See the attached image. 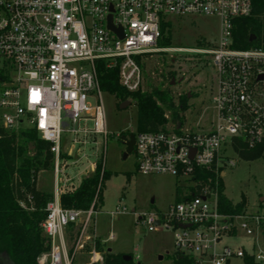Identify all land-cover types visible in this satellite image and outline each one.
<instances>
[{"label": "built area", "instance_id": "built-area-1", "mask_svg": "<svg viewBox=\"0 0 264 264\" xmlns=\"http://www.w3.org/2000/svg\"><path fill=\"white\" fill-rule=\"evenodd\" d=\"M251 13L252 0H0V125L9 132L36 129L55 156L53 200L41 226L50 249L39 264H71V225L81 227L80 234H74V251L97 214L96 200L81 211L63 209L60 199L82 182L72 183L64 163L71 159L65 155L78 158L73 165L87 166L83 172L95 173L100 160L105 167L101 141L106 145L108 131L98 63L118 69L121 87L135 94L144 83L137 58L170 52L211 57L217 90L210 119L204 121L205 110L196 114L192 126L184 122L166 132L135 135L138 173L170 175L195 189L165 212L146 213L139 220L150 232H172L175 254L187 263L231 264L248 255L264 264V254L234 249L223 241L237 236L238 223L252 236L255 228L264 226V210L250 216L223 214L218 190L197 175L199 170L212 171L216 182H223L225 168L234 166L228 157L234 140L243 139L251 149L264 140V50L233 48L235 21ZM169 17L217 18L218 44L207 49L160 48ZM93 248L92 263L104 264Z\"/></svg>", "mask_w": 264, "mask_h": 264}, {"label": "rangeland", "instance_id": "rangeland-1", "mask_svg": "<svg viewBox=\"0 0 264 264\" xmlns=\"http://www.w3.org/2000/svg\"><path fill=\"white\" fill-rule=\"evenodd\" d=\"M170 24V46L177 49H207L218 44L220 22L217 18L192 17L168 18ZM164 49L163 45H159ZM175 58V59H174ZM144 83L141 91L150 92L156 88L170 92L175 104L180 97L187 96L190 111L180 113L184 122L192 126L197 121V113L208 110L204 121L211 118V101L217 90L218 76L211 57L191 53L158 54L139 57ZM106 113L108 137L105 147V170L111 174L103 190L104 204L83 234L79 249L71 250L75 237L70 234L68 241L71 264H91L95 239L104 251L111 250L115 255L130 256L136 264H174L175 246L172 232L159 229L150 232L139 218L150 212H165L176 202L178 189L187 192V188L170 175L149 176L138 173L136 159L131 154L124 159L126 147L123 136L136 133L138 109L136 102L129 97L130 104L124 109L115 96L101 90ZM125 103V102H123ZM170 118V113L166 112ZM172 123L167 125L171 128ZM68 145L64 139L63 150ZM103 149H101V152ZM65 155V154H64ZM228 157L234 166L225 168V194L234 203H240L245 197L247 205L243 215L261 214L264 210V159L248 162L238 158L232 150ZM64 162L72 183L79 184L94 172L84 165H73L77 157H68ZM83 166V167H82ZM54 169L42 172L37 179V189L53 194ZM85 171V170H84ZM154 201V202H152ZM26 206L24 202H21ZM119 211V212H116ZM238 225L236 237L224 239V244L234 249L244 248L248 252L264 254V227L255 228L252 236H247ZM69 238V237H68ZM89 238V239H88ZM98 251V250H96ZM231 264H243L242 259H234Z\"/></svg>", "mask_w": 264, "mask_h": 264}, {"label": "trees", "instance_id": "trees-1", "mask_svg": "<svg viewBox=\"0 0 264 264\" xmlns=\"http://www.w3.org/2000/svg\"><path fill=\"white\" fill-rule=\"evenodd\" d=\"M170 24L162 27L160 45L170 46ZM252 37H255L252 40ZM233 48L237 50H264V0H252V13L247 18L235 21ZM139 62V58H137ZM101 89L115 96L121 103L129 97L136 102L138 109L136 134L166 132L169 123L183 125L181 111L188 110L187 96L180 97L177 106L170 92L156 88L150 92L128 93L119 83V70L108 69L105 62L98 63ZM0 79L4 75L0 72ZM170 118L166 117V112ZM126 134L124 137H127ZM232 152L248 162L264 159V140L251 149L243 139H235ZM54 154L51 144L42 140L34 128H20L17 131H5L0 125V264H39V258L49 251L42 224L47 217V205L53 200V194L37 189V179L42 172L54 169ZM203 184L218 190L220 208L228 216L243 215L247 202L245 197L234 204L225 194V184L216 182L212 171H197ZM111 174L105 170L100 160L97 170L81 182L71 193L61 196V206L65 210L88 211L95 204L96 210L104 204L103 190ZM195 189H187L194 192ZM183 190L176 192V201L183 198ZM24 202L26 206H23ZM264 227V226H263ZM70 231L79 235L81 227L72 224ZM95 248L103 253L100 241L95 239ZM73 250V249H72ZM243 264L257 263L253 257L245 256ZM104 264H136L134 259L127 261L123 255L104 251ZM174 264H190L179 255H174Z\"/></svg>", "mask_w": 264, "mask_h": 264}, {"label": "water", "instance_id": "water-1", "mask_svg": "<svg viewBox=\"0 0 264 264\" xmlns=\"http://www.w3.org/2000/svg\"><path fill=\"white\" fill-rule=\"evenodd\" d=\"M109 21H111V18H109ZM109 28L115 32H117L121 38H123V33L119 30H116L111 24L109 25ZM255 37H252V40H254ZM260 80L262 81L263 80V77H260ZM130 104V102H125V103H122L121 104V108L124 109L125 107H127L128 105ZM123 140V144L125 145L126 147V151L124 153V159H127L131 154H133V151H134V146H135V136L134 135H131L129 137V139H127L126 137L123 136L122 138ZM154 202V201H152ZM109 252H111V250L109 249ZM124 259L127 260V261H130L132 260V257L130 256H124ZM92 264H97V263H92Z\"/></svg>", "mask_w": 264, "mask_h": 264}]
</instances>
